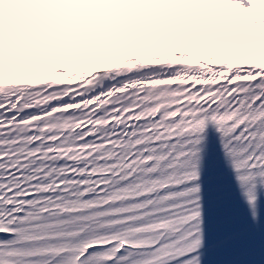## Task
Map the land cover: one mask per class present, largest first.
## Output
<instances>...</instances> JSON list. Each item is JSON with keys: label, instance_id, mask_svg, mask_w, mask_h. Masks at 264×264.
<instances>
[{"label": "snow or ice", "instance_id": "6c2138e0", "mask_svg": "<svg viewBox=\"0 0 264 264\" xmlns=\"http://www.w3.org/2000/svg\"><path fill=\"white\" fill-rule=\"evenodd\" d=\"M0 264H200L211 124L255 219L264 0H0Z\"/></svg>", "mask_w": 264, "mask_h": 264}, {"label": "bare ground", "instance_id": "6f19581e", "mask_svg": "<svg viewBox=\"0 0 264 264\" xmlns=\"http://www.w3.org/2000/svg\"><path fill=\"white\" fill-rule=\"evenodd\" d=\"M5 72V62L0 61V76Z\"/></svg>", "mask_w": 264, "mask_h": 264}]
</instances>
